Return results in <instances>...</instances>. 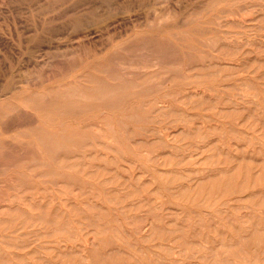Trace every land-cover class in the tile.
Returning <instances> with one entry per match:
<instances>
[{"label":"rangeland","instance_id":"1","mask_svg":"<svg viewBox=\"0 0 264 264\" xmlns=\"http://www.w3.org/2000/svg\"><path fill=\"white\" fill-rule=\"evenodd\" d=\"M141 38L181 64L144 70L152 91L125 101L135 118L99 112L110 147H47L45 116L78 127L51 112L58 95L89 74L118 84L101 63ZM187 80L214 88L197 90L217 101L215 129L137 144L152 101ZM13 263L264 264V0H0V264Z\"/></svg>","mask_w":264,"mask_h":264},{"label":"bare ground","instance_id":"2","mask_svg":"<svg viewBox=\"0 0 264 264\" xmlns=\"http://www.w3.org/2000/svg\"><path fill=\"white\" fill-rule=\"evenodd\" d=\"M226 21L227 20H224V22ZM237 21L243 24L245 19L242 17L241 19H238ZM217 25L222 26L223 25L222 20L221 21L218 20ZM118 35L119 34H117V36ZM220 37L224 42H227V43H233V42H236V44L237 42L239 43V41L231 38V35L227 34L226 32H223V34ZM236 48H239V47H236ZM215 58H216V62L215 64H213V66H219V67L222 65H224V67L225 65L226 66L228 65L224 62H218L219 60L221 61L225 59H230L228 57L224 58V56H219V55L218 56L216 55ZM117 59H121L122 64L117 65L116 64ZM180 59L181 58L178 56L172 55L171 57V54L168 55L167 50L162 45H160L159 43H156L151 38H145V39L141 38L139 39V41H136L135 39L134 40L131 39V41L129 40L126 46L122 48V55H120V57H118L117 55H112V54L111 56L107 55L105 56L104 61L101 63V67H103L104 69L106 67L108 69V70H105L107 75H109V77L112 80H117L118 84L116 85L109 84L108 82H106L105 78L94 75V74H89L86 77L85 84H81V86H77V87H70L69 89L67 88L66 93H60L58 95L60 99H66L67 101H65L64 103H58L59 101L54 103L55 105H52L51 112L58 113V116L61 118L68 117L69 119L70 117H73L78 127L77 126L72 127L71 124L62 125L61 123H55L54 118L50 116H45L46 121L49 124L46 123V126L40 125L37 128L33 129V131L39 134L38 137L42 139V142L44 140L47 144V147L49 148L51 147L56 148V149L66 148L64 147L65 146V142H63L64 140L72 139L75 137H80L81 142L79 143L75 142L73 143L74 145L78 144V147L82 148V150L85 152H89V153L91 152L92 154H95V153L102 154L107 148L110 147V145L102 137L101 132L103 131V128H104L103 126L104 118L103 116L100 115L99 112L102 110H121L122 109V110H125V112L129 114L126 116L130 117L131 119L135 118L136 112H134L132 109H129V110L124 109L125 101L135 96H139L140 94H144V95L149 94L152 91V90H149L150 88L149 89L144 88L143 86L137 84L138 80L147 81V82L154 80L155 75L146 74L144 70L160 67L162 65H170L173 63L181 64ZM140 86L142 90H140V88L138 90H135L136 87H140ZM200 87H202L201 82L187 80L184 83L183 87L179 89V91L177 92L172 102L165 101V95H160L157 97L155 101L153 100L154 102L152 101L151 106L153 107L152 108L153 112H155L156 114L153 117V120H151L150 124L146 128H144L142 132L134 133V137L135 136L140 137L138 140L139 142H137V144H144V143L146 144L149 142L150 138L157 137L163 140L162 142L163 148H169L171 146L168 140L172 136L175 137V134H181V135H184L185 137L186 136L202 137L204 134L214 130L215 129L213 128L214 126H211L209 122L211 120L212 121L214 120L213 115L215 114V110L218 109L217 101H214L215 98L211 97V95H209L208 97L204 96L205 95L204 91L197 90V88H200ZM204 88L207 89L205 86ZM208 89L212 90L214 88H212V86H208ZM36 94L34 93V96ZM197 97H201L200 99H204V100H206V98L210 99L211 103L203 106V104L200 103L202 102L200 99L195 100V98ZM10 107H13V106H10ZM37 109L40 110V107H37ZM40 114L42 115V112ZM92 119H94V122L92 121ZM117 122L119 124L121 123L120 120H118ZM32 123L33 122L31 121L29 125H32ZM123 126H125V124ZM93 127H96L95 129L96 134L94 135L95 141L92 142V144H88L86 143V141L91 139L92 136L89 132H87L86 128L93 129ZM27 128L30 129V126H28ZM2 129L4 132L7 131L5 127H2ZM174 137L171 139H175ZM41 139H40V144H41ZM153 142H154V139H153ZM16 256L17 255L15 254V257ZM8 262H11V260H9Z\"/></svg>","mask_w":264,"mask_h":264}]
</instances>
